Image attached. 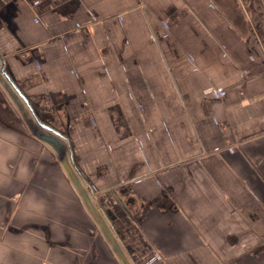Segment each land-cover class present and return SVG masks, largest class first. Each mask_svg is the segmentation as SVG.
<instances>
[{"label": "crops", "instance_id": "crops-1", "mask_svg": "<svg viewBox=\"0 0 264 264\" xmlns=\"http://www.w3.org/2000/svg\"><path fill=\"white\" fill-rule=\"evenodd\" d=\"M2 59L70 167L0 80V264H264V0H0Z\"/></svg>", "mask_w": 264, "mask_h": 264}, {"label": "water", "instance_id": "water-1", "mask_svg": "<svg viewBox=\"0 0 264 264\" xmlns=\"http://www.w3.org/2000/svg\"><path fill=\"white\" fill-rule=\"evenodd\" d=\"M0 80L1 81L7 80L9 82V84L12 86V88L17 92V94L23 99V101L25 103H27V105L30 107V109L33 112V115L36 119V122L39 125V127H37V126L34 127L36 135L40 139H42L43 141H46L47 143H49L56 150V152L59 154L60 158L66 163V166L70 167L69 163L67 162L68 157L66 155V149L64 147L63 142L61 141V138L64 137V135L58 129H56V127H53V126L43 122L42 119L36 114V112L34 111L32 105L29 102L26 95L22 92V90L18 87V85H16L14 83V81L10 78V76L8 75V73L5 69L4 59H2V65L0 66ZM6 86L9 87L8 84H6ZM7 89H9V88H7ZM9 92L12 95V97L16 100V95L12 92V90L9 89ZM70 171H71L72 176L75 179V183L80 188V181L78 179H76L75 173L73 172L72 168H70ZM82 193L88 199L86 191L83 190ZM101 211H102L104 217L106 218L107 222L109 223V225L112 226V222L109 219V217L107 216V214L105 213V211L103 209H101ZM105 229H106L108 236L110 237L111 241L113 242V245H114L116 251L118 252L123 264H130L128 258L123 253L119 243H117L115 241L110 230L107 227H105Z\"/></svg>", "mask_w": 264, "mask_h": 264}]
</instances>
